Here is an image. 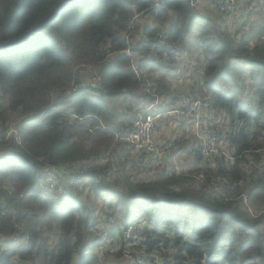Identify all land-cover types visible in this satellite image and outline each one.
Returning <instances> with one entry per match:
<instances>
[{
  "label": "trees",
  "instance_id": "1",
  "mask_svg": "<svg viewBox=\"0 0 264 264\" xmlns=\"http://www.w3.org/2000/svg\"><path fill=\"white\" fill-rule=\"evenodd\" d=\"M60 1L0 0V42L21 36ZM150 4L151 0H76L25 40L0 48V133L22 115L17 123L19 142L0 143V264H95L94 250L106 241L97 243L92 229H101L109 217L114 220L109 238L128 225L138 227L145 241L133 247V253L140 252L138 257L147 261L157 247L160 264H263L264 174L253 164L264 160V42L250 47L251 33L233 38L219 28L229 27L226 20H214L188 0H165L158 9H149ZM255 5L253 0V9L245 10L239 25L245 23V13L252 18ZM144 11L157 22L169 23V50L161 47L148 54L156 31L147 24L141 28L146 39L142 44L133 43L130 35L129 45L122 36L133 16ZM193 40L200 43L205 61L202 98L211 110L236 117L226 133L236 159L228 167H209L197 151L202 164L195 170H163L131 185L120 169L113 171L111 163H117L110 153L119 141L115 135L123 134V124L130 127L132 118L126 112L116 115L109 102L123 98L133 104L139 89L145 97L168 92L159 83L174 67L163 61L164 54L170 59L178 46ZM127 47L137 53L139 73L123 52ZM85 65L97 68L94 84L84 82L89 78ZM156 74L158 83L152 77ZM72 81L80 88L70 91ZM246 89L252 94L249 102L242 93ZM212 115L201 117L208 123L205 132L215 124L208 122ZM83 127L93 129L87 143ZM49 167H55L58 186L64 190L58 199L39 190ZM110 169L113 178L108 177ZM200 172L204 181L197 179ZM217 177L227 181L225 194H213L211 183ZM242 193L251 200L254 216L240 207L237 197ZM113 197L145 201L147 207L137 212L146 214V222L139 226L140 221L121 220V201L115 203ZM98 200L109 209L100 208L106 218L92 204ZM117 243L116 251L105 254V264L121 262L125 243Z\"/></svg>",
  "mask_w": 264,
  "mask_h": 264
},
{
  "label": "built area",
  "instance_id": "2",
  "mask_svg": "<svg viewBox=\"0 0 264 264\" xmlns=\"http://www.w3.org/2000/svg\"><path fill=\"white\" fill-rule=\"evenodd\" d=\"M188 1L191 7L199 9V3L201 0ZM209 1L210 5H208L212 6V10L215 12L218 20H226L229 25L239 24L245 10L251 11L253 9V0ZM164 2L165 0H151L149 9H158L164 4ZM146 11L134 15L126 31L122 33V36L126 39L129 45L130 35H134L135 31L137 30V26H140L139 29H141L142 26L145 25L143 23H139H141L142 17H146ZM152 20L154 25H147L156 31V38L148 54L154 55L157 48L163 47L165 50L170 49V45L167 42L169 23L168 25L162 26L163 24L155 21L154 19ZM144 40L146 39L144 38ZM123 52L131 59V69L139 73L138 60H136L137 53L132 51L129 47L125 48ZM167 57V53H165L163 61L164 59L167 61ZM80 86L81 85L79 83L72 81L69 84V90L75 91L79 89ZM149 96L152 98L149 103H142L132 111L131 126L123 134L115 135V140L124 142L134 155V167L131 165V170L135 168L138 170V172L140 171L142 175L154 176L156 173L166 170L164 165V162H166L165 156L169 155V174L188 172L185 171V168H183L181 165L178 157L179 152H177L178 150L174 139L169 138L160 144L157 143L156 132L170 131L171 123H176L177 130L179 131H190L194 134L198 141V151L200 152L201 158L209 167H213L220 163L224 164L225 167H228L229 162L232 163L235 161V150L230 147L229 139L226 137V133L229 132L230 127L223 130L222 133L215 132L214 130L210 131V133H206L204 131V125L201 121V117L206 118L207 116L212 115L214 112V110L209 108V103L205 99L194 95L187 90H182L177 95V99L172 106L163 107L158 100L157 95L150 93ZM145 102L148 101L146 100ZM217 113L219 116L224 115V112L219 110ZM227 121V118H225L223 123ZM221 122V119L217 121V126L218 124H223ZM92 131L93 129H89V132ZM8 139H14L16 142H19L20 140L19 127L15 121L8 123L6 129L0 133V143L3 140ZM2 152L3 150L0 151V155ZM108 160L112 161L110 157ZM102 162L104 163V161ZM111 165L113 170H117V168H119L114 162L111 163ZM253 165L260 174H264V160H260L258 163H254ZM246 167L248 168V164ZM198 174L199 178L197 179L203 180V173L200 172ZM226 184L227 181L224 177H217L216 179H213L211 183L213 194H225V191L228 189ZM58 185L59 180L57 177V171L55 167H49L46 170L44 177L40 181L39 190L54 199H58V195L64 192V190L59 188ZM79 186L80 184L77 183V193L81 192V188ZM237 199L239 200V205L242 209H245L251 214V216L256 214V212L253 210L251 200L246 193L240 194ZM104 217L106 218L107 216L104 215L103 218ZM101 224H104V222L102 221ZM112 224H114V220L113 218L109 217L105 219V224L101 229H92L95 234L91 237L97 236V243L98 239L101 241H106L105 245H99L97 250H94V253H96L95 264L106 263L105 254L107 251L114 252L118 249H110L111 245H118V240H122L125 243L122 250V260L119 264H160L158 256H150L149 260L147 261L145 260L144 256H142V258L138 257L140 252L136 251L135 254L133 253V247H137L138 243L145 241V237L141 235L138 227H135L134 225H128L124 229L121 228V234L119 232L115 237L109 238V233L114 230V226H112ZM91 237L88 239L89 246H91L93 242ZM1 252H3V249H0V253Z\"/></svg>",
  "mask_w": 264,
  "mask_h": 264
},
{
  "label": "rangeland",
  "instance_id": "3",
  "mask_svg": "<svg viewBox=\"0 0 264 264\" xmlns=\"http://www.w3.org/2000/svg\"><path fill=\"white\" fill-rule=\"evenodd\" d=\"M254 3L256 5H255V11L252 14V18H251V14L245 13V23L244 24H242V25H239L240 23L235 24V25L231 24V25H229V27H227V29H225L226 26H222V25L219 26V28L222 31L225 30L227 33H230L233 36V38L235 37L236 39H240L241 37H244L245 34L247 35V33H251L252 36H251L250 43H249L250 47H253L255 45V43L264 42V37H262V36L260 37V34L263 35V32L260 31V29H261L260 25L264 26V0H254ZM202 6H204L206 9L202 8ZM207 7H209V5L206 4V0H201L199 3V9H197V10H199L200 12H202L205 15H209V16L213 17L214 20H216L215 12L211 9H208ZM141 20L142 21L139 24L143 23V24H148L150 26L154 25L153 20L151 18H149L147 15H146V17H142ZM216 23H217V21H216ZM161 24H163L162 26L168 25V22L161 23ZM139 28H140V26L137 27V30L135 31V33L139 32ZM144 41L145 40H143L142 42H144ZM178 48H179V51L177 53H180L179 54L180 58H179V60L178 59H176V60H178L179 63L183 64V66L178 65L177 68H175L176 73L174 71L171 73V75L175 76V79L171 78V80L173 81V83H172L173 90L175 92H177V94H179L182 90L188 91V90L193 89L194 92H192V94H195L199 97H203L204 95L202 94V91L199 88H200V80H201V76H202V68L205 65V61H204V58L202 57V54H201L200 43L198 41L193 40V42H190L186 45L178 46ZM167 60H169V58H167ZM83 68L85 69V72H86L87 76L89 77V78H87V80H85V78H84V82H87L88 80H90V82H88V83L94 84L96 79H97V68L93 65H85ZM146 77H147L146 81L151 83L152 80L149 78V76H146ZM243 81L247 82V80H243ZM139 92L141 93V95L139 97H136L133 100L134 105L142 104L141 102L144 100V98L146 96V95L144 96L142 94V92H143L142 89H139ZM247 92H248V89H246L242 93L247 95V98H245V100L247 102H249L252 94H250V93L247 94ZM147 97H149V96H147ZM115 101H119L121 103H118ZM109 103H110L111 107L114 108L116 115L123 114V113L127 112L126 108L129 107L128 100H126V99L123 100V98L111 99ZM113 103H115V105L112 106ZM131 107L132 106H130L129 108H131ZM226 117H227L228 121L223 123L224 119ZM21 119H22V115H18V116H15L14 121L18 123ZM220 119L222 121L221 123H223V124H218V126H217L216 123ZM235 119H236L235 115L232 116V115L228 114L226 111L224 112V115H222L220 118V116H218L217 111H214L212 117L210 118V121H211V123H215L213 125L212 129L215 132H221L222 133L223 130H225L229 127V124L231 121H233L235 124V121H237ZM203 120H204L203 124H204V126H206L208 123L205 119H203ZM207 129H208V131L210 130L209 127H207ZM89 133L90 132H88L85 127L82 128L81 135L85 138L86 143L88 142ZM192 139L196 142V145H197L198 144L197 138L193 135ZM196 145H195V147H196ZM126 169H127V172L128 171L130 172V167L126 168ZM185 171H187V170L185 169ZM132 172H135V168L132 170ZM158 173L161 174V171ZM158 173H156V174H158ZM148 176H150V175H144L143 177H148ZM151 177L153 178V176H150L149 178H151ZM161 177H163V175H161ZM144 179H146V178H144ZM109 183L111 184V182H109ZM83 193L85 194V192H83ZM126 200L127 199H125V198H123L122 200H120L118 197L112 198V201L115 203H118L119 201H121L119 204V207H117V210L120 212L121 215L119 213L117 215L121 218V220L134 219L135 221H140L139 226H141L143 223L146 222V214L145 213H138L137 210L139 209V207L146 208L147 203L143 200L136 201V202L135 201L134 202L126 201ZM99 202H100V200H98V203L96 201H92V204L97 208V210L99 211L100 217L103 219V217L100 213V208L105 209L106 207L104 206L105 204H99ZM104 211L109 212V209L106 208ZM148 226L153 227L149 224H148ZM117 248H118L117 246H112V245L110 246V249L115 250ZM134 250L135 249H133L132 251H134ZM159 252H160V249L156 247L149 254V257L150 256L151 257L152 256H158L159 257ZM109 258L112 261H114L113 254H111L109 256ZM105 262H106V258H105ZM257 263L261 264V263H259V261H257Z\"/></svg>",
  "mask_w": 264,
  "mask_h": 264
},
{
  "label": "crops",
  "instance_id": "4",
  "mask_svg": "<svg viewBox=\"0 0 264 264\" xmlns=\"http://www.w3.org/2000/svg\"><path fill=\"white\" fill-rule=\"evenodd\" d=\"M206 4L210 5V1L209 0L206 1ZM202 8H205V7L202 6ZM207 8L211 9V10L213 9L212 6H209ZM143 40H144V37H143V35H141V29H139V32L134 33V35L132 36V42L142 44V43H144V42H142ZM179 54L180 53H176V54H174L173 57H170V59H169L171 66L174 67L173 70H171V73L173 71L176 73L175 68H177L178 65L183 66V64L179 63V61H178L180 58ZM176 59H178V60H176ZM148 69L149 68L147 67L146 71L144 70V73L147 74ZM173 76L174 75L169 74L170 79H169V77H167V78H165L166 81H163V83L162 82L159 83L160 86L162 85L163 88L164 87L169 88L168 92L162 91L160 94H157V98L163 107L172 106L176 101L177 92H175V94L174 93L171 94V91L173 90V88H172L173 81L171 80V78H173ZM152 77H154L153 81L157 80V83H158L159 75L156 74V75H153ZM140 95H141V93L138 92V97ZM174 97H175V99H174ZM146 100L148 102H145ZM150 100H152V98L150 96L145 97L141 103H149ZM115 102L121 103L119 101H115ZM113 105H115V103H113L112 106ZM130 106H132V107L129 108ZM129 107L126 108V110L129 109V111L126 113H127V115L131 116L132 111L137 107V105H134V104H132V102H130ZM114 121L117 123V120H114ZM208 122H210V118H208ZM122 127H123L122 132H124L129 128V125L127 122H125ZM170 127H171V130L168 132H166V131L156 132L157 143L160 144L164 140H167L169 138L174 139L175 144L177 146V150H178L177 152H179L178 157H179V160L181 162L182 167L185 168L187 171L195 170L196 168L200 167L199 165H201L202 163L198 164V162L200 160H197L196 155H195L196 154L195 152L198 151V145H196V142L192 139L194 134L191 133L190 131L187 132V131L177 130L176 123H171ZM205 128H206V126H205ZM210 131H212V126H211L210 130L207 131L206 133H208V132L210 133ZM195 145H196V147H195ZM110 155L113 158V160L117 163L118 167L120 168L121 174L125 175L127 178H131V180H132L131 185H133L135 183H142V182L148 181L149 179L152 178L151 177L149 179H144V178H148L150 176L143 177L144 175H142V173H140V171L138 172L137 169H135V172H132L131 169H130V172L129 171L127 172L126 168H129V167L132 168L131 165H133V167H134V161H133L134 155H133L132 151L129 149V147L124 142H122V141L115 142L114 147H113ZM165 159H166V162H164V165L166 167L167 174H169L170 172L168 170L169 169L168 166H169V162H170V156L169 155L165 156ZM119 168H117V170H113V171L118 172ZM109 171H110L111 175H109L108 177L113 178L112 174L114 172L112 173L111 169ZM111 184H113L112 181H111Z\"/></svg>",
  "mask_w": 264,
  "mask_h": 264
},
{
  "label": "water",
  "instance_id": "5",
  "mask_svg": "<svg viewBox=\"0 0 264 264\" xmlns=\"http://www.w3.org/2000/svg\"><path fill=\"white\" fill-rule=\"evenodd\" d=\"M76 0H61L41 19L39 23L34 25L28 31L23 33L21 36L11 39L7 42H0V48H8L12 45L19 43L29 37L31 34L39 31L47 22H49L57 13L64 9L67 5L75 2Z\"/></svg>",
  "mask_w": 264,
  "mask_h": 264
}]
</instances>
